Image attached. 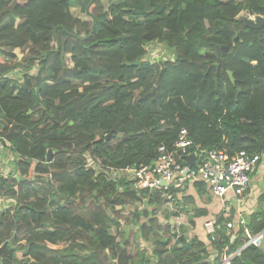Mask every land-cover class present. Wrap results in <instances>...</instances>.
I'll return each mask as SVG.
<instances>
[{"label":"trees","instance_id":"obj_1","mask_svg":"<svg viewBox=\"0 0 264 264\" xmlns=\"http://www.w3.org/2000/svg\"><path fill=\"white\" fill-rule=\"evenodd\" d=\"M243 12L264 15V0H0V132L23 175L0 178V264H218L244 244L223 212L214 239L185 247L187 228L154 209L168 197L86 167L153 163L182 128L189 152L264 154V27ZM153 42L173 58L147 60ZM248 226L264 230V207ZM231 264H264V251Z\"/></svg>","mask_w":264,"mask_h":264},{"label":"built area","instance_id":"obj_2","mask_svg":"<svg viewBox=\"0 0 264 264\" xmlns=\"http://www.w3.org/2000/svg\"><path fill=\"white\" fill-rule=\"evenodd\" d=\"M150 61V60H149ZM152 62V61H151ZM157 62V61H155ZM20 76V70L12 71L4 75L5 78H15ZM194 146L193 140L189 137L187 129L182 128L172 150L166 145L158 148V157L153 163L141 164L139 166H127L122 170L106 169L99 161L91 155L87 156L86 167L98 172L104 171L109 178L116 179L126 177L135 182L139 189H149L150 191H160L162 197L168 196L164 191L171 186L176 188L183 187L186 181L205 183L210 193L221 200L229 192L237 196H243L250 187L253 176L259 169L264 160V154H249L241 151L230 156L220 149H201L196 148L194 152H189V148ZM182 153L186 156L195 155V163L189 168L187 163L176 160V154ZM18 156L13 150L9 139L0 132V178L13 179L18 177L23 179L21 172L17 170L16 160ZM168 182V185H164ZM184 188V187H183ZM14 200L2 199L1 207H13ZM172 211H174L172 207ZM208 220L205 228L208 234L215 238L216 221ZM228 233H233L232 237L237 236V231L243 233L244 244L232 253L224 252L218 264H231L233 258L239 256L241 252L249 247L255 246L264 251V230L253 232L249 225V220L240 216L238 222L227 221ZM139 227V225H135ZM164 230H162L163 234Z\"/></svg>","mask_w":264,"mask_h":264},{"label":"crops","instance_id":"obj_3","mask_svg":"<svg viewBox=\"0 0 264 264\" xmlns=\"http://www.w3.org/2000/svg\"><path fill=\"white\" fill-rule=\"evenodd\" d=\"M195 183L186 181L183 185L184 188L171 186L176 192L171 194L169 191L171 187L164 191L168 195L166 196L168 197V202L161 207H154L161 221L165 222L167 218H170L171 223L176 228L180 226L187 228V242L196 237L208 243L205 223L208 220L218 218L223 212L226 216H230L233 213V222L236 223L240 216H244L249 220L259 207H264V202L259 201L260 197L264 195V160H262L259 169L253 176L250 187L243 196H237L233 192H229L225 199L221 200L219 197L212 195L208 188H205L206 191L199 194ZM187 196H191L193 200H185L184 197ZM172 207L174 211H172ZM136 208L134 207L132 211ZM142 208L143 206L139 204L138 209ZM125 209L122 214L126 217L132 211L125 214ZM160 233L162 234V231ZM214 256L213 254V258Z\"/></svg>","mask_w":264,"mask_h":264},{"label":"rangeland","instance_id":"obj_4","mask_svg":"<svg viewBox=\"0 0 264 264\" xmlns=\"http://www.w3.org/2000/svg\"><path fill=\"white\" fill-rule=\"evenodd\" d=\"M71 8H72V11L75 15L79 16L82 19H89V16L85 12H83L80 8L73 7V6ZM241 16L247 17L250 19H254L256 17L255 15H249L246 12H243L241 14ZM146 49L148 52L146 55V58H147V60H150L152 62L161 61V60H169V59L173 58V55L168 51L167 47L160 42H153V43L147 45ZM16 53H18V55H20V56L24 55V54H22V51L20 49H17ZM134 207L135 206H128L125 209V214H128V212L132 211V209ZM134 227H135L134 229H137L136 226H134ZM113 232H115V229H113Z\"/></svg>","mask_w":264,"mask_h":264},{"label":"water","instance_id":"obj_5","mask_svg":"<svg viewBox=\"0 0 264 264\" xmlns=\"http://www.w3.org/2000/svg\"><path fill=\"white\" fill-rule=\"evenodd\" d=\"M249 21H250V24L252 26H254V27H257V28H263L264 27V15L256 16L254 19H250L249 18ZM228 50H229V48L226 47V46L217 47L218 54H221L222 51L227 52ZM229 75L231 77V80L233 82H235L233 73L231 71H229ZM51 156H52V150L50 149L48 151V160L51 159ZM186 161H187V164H188L189 168H191L194 165V163H195V155L194 154H190V155L186 156ZM164 185H168V182H164ZM185 247H191V242H187L185 244Z\"/></svg>","mask_w":264,"mask_h":264}]
</instances>
